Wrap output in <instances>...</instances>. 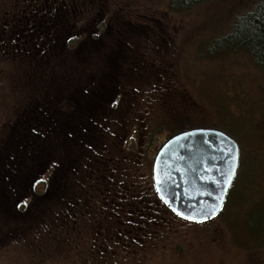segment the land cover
Listing matches in <instances>:
<instances>
[{"label":"rangeland","instance_id":"374dc122","mask_svg":"<svg viewBox=\"0 0 264 264\" xmlns=\"http://www.w3.org/2000/svg\"><path fill=\"white\" fill-rule=\"evenodd\" d=\"M30 1L0 0V53L11 54L6 59L0 54V264H76L77 253L74 254L71 245L60 249L58 253L63 255L44 259L47 253L43 251L32 261L25 244L34 245L33 235L37 232L52 241V235L42 228L43 223L58 220L71 225L65 179L60 177L51 183L54 174L57 178V161L62 160L55 147L68 141L63 133H57L70 130L73 125L70 117L88 114L82 118L87 120L81 122L85 123V131H106L137 139L121 148L116 138L105 141L102 138V144L114 157H131L133 153L135 157L145 143L135 137V123L144 129V122L151 120V132L154 125L160 127L161 123H169L174 131L181 125L155 103L158 93L152 92L161 80H169L177 83L176 87L190 91V107L199 111L191 116L186 113L185 118H191L199 128L216 127L234 140L228 132L234 128L230 122L213 114L214 98L219 89H226L216 98L219 105L230 106L232 102L225 99L226 95L243 97L248 101L247 106L256 105L258 117L264 113V101L261 96L250 99L257 98L260 77L255 69L248 67L246 52L238 49L210 56L207 52L214 48L215 35L199 36V27L205 25L208 17L227 11L228 6L230 9L232 0L204 3L194 12L184 14L164 10L160 0ZM48 16L56 18L55 24L46 20ZM48 27L52 44L58 46L57 55L55 51L38 52ZM33 32L41 34L39 39L34 35L31 42L29 35ZM60 33H64L62 50ZM111 65L118 67L116 73L113 71L107 80L102 79L111 72ZM36 76L39 79L28 81ZM217 80L222 83L215 85ZM109 82L112 88L105 91L99 85L97 91L92 85ZM161 87L160 84L158 88ZM49 89L61 99L52 106L47 105V100L54 98L45 92ZM260 128L261 133L255 122L231 131L237 132L235 141L242 154L241 170L221 213L208 225H201L199 230L196 224L158 217L157 224L152 221L148 226L149 222L140 217L144 213L131 210L126 214L119 211L103 220L90 216L84 221L87 228L83 234L84 246L79 243L83 248L80 261L84 264H264V231L249 228L254 211L264 200V127ZM169 135V130L164 128L157 139L145 140L151 146L148 168ZM70 154L76 155L74 151ZM138 164L136 161L135 165ZM124 168L121 183L138 189L128 199L115 201L116 209L130 206L138 194L147 195L152 183V169L148 179L144 169L138 167L135 174L134 166L127 164ZM43 180L45 184L40 182ZM48 182L50 185L46 186ZM55 192L59 197L53 200ZM158 198L153 189L152 201ZM39 200L42 209L33 213L31 231L18 239L11 232L25 227L22 216H29ZM102 205L101 201L94 202L93 210H99ZM28 207L30 212L26 213ZM103 221L108 229L106 236L101 229ZM140 225L148 226L140 231L143 242L132 241V246L140 247L142 252L129 254L126 252L129 246L117 245V234L131 226L129 234L134 237L137 234L133 231H139L134 227Z\"/></svg>","mask_w":264,"mask_h":264},{"label":"trees","instance_id":"16d2710c","mask_svg":"<svg viewBox=\"0 0 264 264\" xmlns=\"http://www.w3.org/2000/svg\"><path fill=\"white\" fill-rule=\"evenodd\" d=\"M160 1H161L160 4L164 8V10L166 9V11L168 12L170 11V13L184 14L186 12L188 13L192 11L194 12L196 9H198V7H200V5H203L204 3L222 2L224 0H160ZM29 3H33V0H31ZM29 3H27V5ZM232 6L230 7V9L228 6L227 11H222L219 14L209 16L204 23L205 25L199 27L200 28L198 32L199 36L203 38L212 34L215 35L214 37L215 39L213 42L214 48L208 50L209 52H207V54H209L210 56H212L213 53L221 54L228 51L234 52L238 49L246 52L249 55V57L245 56L247 59L248 67L255 69L260 77L259 89L256 90L257 92L255 94L257 95V98L250 99V101L257 100L258 97L260 96L262 97L261 100L264 101V0H232ZM235 7H238V9ZM232 9H234L233 12L229 13ZM63 36L64 33H60V37L62 39L61 50L63 49V45H64ZM50 40H52V36ZM55 48L57 50L56 51V55H57V53L59 52L58 46L56 45ZM12 50H13L12 54L15 53L14 48ZM52 51L54 50L52 49L50 52ZM0 54L2 57L3 53L1 52ZM10 55H11L10 53H7L2 57V59H6ZM111 67L112 70L109 73V75H107L105 78L102 79L107 80L108 77L113 73V70L116 68V66L111 65ZM171 77L173 79L176 78L174 74H172ZM37 79H39V77L37 76L33 79L29 77L28 81L29 82L31 80L35 81ZM221 83H222L221 80H217L214 84L219 85ZM160 84L162 86L161 89L158 88ZM92 85L95 87L98 86L99 84L97 83V85H94L92 83ZM159 85L153 87L152 89L153 90L152 92L158 93L157 101L155 103H157L160 107H162L166 111V114L170 115L169 117H172L173 122L175 121L180 122L181 123L180 127L174 131L170 129L169 123L167 124L161 123L160 127H157V125L153 124L155 128L151 132L149 128V124L152 123L151 120L149 122L148 121L144 122L145 124L144 129H142L138 124L135 123L134 130L136 131H134V135L135 132H138L137 138H139V142H145L142 148V153L140 154V158L136 160L137 163H139L138 165H135L136 162H133L134 158H130L129 156H127L126 158L114 157V153L112 151H107V149L102 144V138L103 141H105L106 139H110L111 137H114L120 141L121 143L120 147L125 148L128 147V144L131 145L132 143L136 142L137 139H134L132 136L131 137L125 135L115 136L110 132L102 131V132H97L96 134L92 135L90 138H86V137L76 138V139L73 138L72 150L75 152L76 155L72 156L71 154H69V156L72 157L71 160L73 164L66 168H59L56 166L57 178L55 177V180L56 179L60 180V177L61 179L62 178L65 179L64 180L65 189L69 199L68 207L70 210V212L67 211L68 212L67 214L69 215L68 217L70 219L71 225H65V223L62 224V222L58 221L56 218L55 220L57 221L51 224L43 223L42 228H44L46 232L52 235V241L48 240L47 238H43L42 236H39L38 232L37 233L34 232L35 233L33 235L34 245L29 242H25L26 247H29L30 257L32 261H35L37 257L40 255V253H43V251L47 253L44 259H49L50 256H56L60 254L58 252L62 251L60 249H62L66 245H71L74 254L77 253V255H74L76 264H84L80 261V256L83 250L82 245L84 242L83 234L84 231L87 229L85 228L86 224H84L85 223L84 221H86L87 218L90 216L96 217L97 219L101 218L103 220L104 217L108 218L109 215H116L119 211L124 212L126 214L128 211L131 210L133 212L144 213L143 215H140V217H144L145 221L149 222L148 226L150 223L151 224L153 223L152 221H154V223L157 224L159 221H157L156 218L158 217H160V220L163 218L164 219L167 218V221L178 219L190 224H196L197 225L196 228L199 230L202 229L200 227L201 225L205 223L208 225V222L210 221L203 223H193L183 220L182 218L178 217L174 212H172L163 203V201L160 200V198H158L155 201L154 200L152 201V194L154 189V187H152L153 186L152 183L151 185H149V191L147 193V195H150L149 200L147 198V195L141 193L134 196L133 202H131V204H128L130 206H128L127 208L124 207L121 209H116L117 206L114 203L115 201H118V199H128L127 196L133 195L134 192L137 191L138 189V186H134V187L123 186V184L120 181V178L122 177L121 174L126 171L124 167H127V164L135 167V174L136 171H138L137 169L138 167L144 169V172L147 175L146 177L150 179L149 172L151 171V164L148 168L147 163L150 159V156L147 150L151 146H148V142L146 143L145 140L149 141L151 139H157L158 134H160L164 130V128L168 129L170 132V135L167 138V140L170 137L179 134L183 131H186L188 129L199 128L197 126H194L193 122L191 121V118H185L184 116V114L186 113L190 116L192 112L199 113V111L196 110L195 107L193 109L190 107V97H189L190 91L176 87L175 85L178 84L177 83L173 84V82L169 80H161ZM30 86L27 85L28 88H30ZM223 90L226 89H219L214 98L213 114L215 115V117L217 116L221 120H226L230 122L231 126L234 127L231 131H235V128H237L238 131V127L243 129L246 123L249 126L254 124L255 122H258V128H259L258 132L261 133L260 126L264 127V113L258 117L255 116L256 105L251 104L247 106L248 103L246 104V102L248 101L246 98L243 97H241L242 99H239L238 97H229L228 95H226L225 99L228 100L229 102L230 101L232 102L230 103V106L223 107L219 105L216 98L219 97L220 92ZM174 100H177L178 102L175 103ZM86 123H89V121ZM203 127L217 129L216 127L214 128L210 126L208 127L203 126ZM83 128L84 127H82V129ZM231 131L228 132L232 135L234 140H236L235 135L237 132H231ZM61 152L63 153V149H61ZM241 163H242V154L240 155V150H239V167L236 177L230 187L231 189H229L230 191H228L227 193L226 196L227 199L229 198V196H231L232 191L234 189V185H236L237 183V179L239 177L241 170ZM40 182L45 184L46 180ZM46 186H49V182L47 183ZM57 194L58 192H55V196L53 200H55L56 197H59V195ZM96 201H101L103 205L100 207L99 210L97 209V211H94L92 205ZM39 203L40 200L35 203L38 206L35 209H33L34 211L31 212L29 216H26L25 214L22 216L24 218L22 220L24 221L25 227L18 231H12L11 234L18 237V239H22L23 236H27L26 234H29V232L31 231L30 221L33 218V213H35L39 209L40 210L42 209L43 204L39 205ZM28 209L29 207L25 210L26 213L30 212ZM252 218L253 221L249 228L251 229H253L254 227L257 229L261 228V230L264 231V200L262 201L259 208L256 211H254ZM102 225H103L101 228L102 233L106 236L108 229L106 228L104 221ZM131 226L122 229L121 234H117L118 236V240L116 241L117 245L122 247L129 246L130 249H126V252L129 254L142 252V249L140 247L139 249H135L132 246L133 244L132 241L143 242L140 236V231L142 229L146 230L148 226L147 228L142 227L143 225H140L139 227H134L135 229L139 230V231H135V230L133 231V233L137 234L134 237L132 236V234H129ZM167 230L166 232L169 233V229ZM60 235L62 237H60ZM26 239L29 240V238ZM80 242H82L81 246L79 245ZM179 247H180L179 251H181V245H179ZM84 249L86 251V248ZM163 249L164 247L161 248V250ZM152 251L155 252L154 249ZM85 256H87V251L85 253Z\"/></svg>","mask_w":264,"mask_h":264},{"label":"water","instance_id":"95a60500","mask_svg":"<svg viewBox=\"0 0 264 264\" xmlns=\"http://www.w3.org/2000/svg\"><path fill=\"white\" fill-rule=\"evenodd\" d=\"M233 164L235 175L225 184ZM238 167L235 140L217 129L193 128L161 145L153 160L152 181L157 196L178 217L203 223L221 212Z\"/></svg>","mask_w":264,"mask_h":264},{"label":"flooded vegetation","instance_id":"af4514ba","mask_svg":"<svg viewBox=\"0 0 264 264\" xmlns=\"http://www.w3.org/2000/svg\"><path fill=\"white\" fill-rule=\"evenodd\" d=\"M50 9V7H48ZM55 19L56 18H51V16H48L47 17V21H53L55 23ZM45 21V20H44ZM48 30V33L46 32V34L44 35V39L41 40L40 42V46H39V49H38V52L39 51H42L44 53L48 52V51H51L52 49L55 51L56 53V45L55 44H52L50 38H51V28L48 27L47 28ZM46 31V30H45ZM44 31V32H45ZM35 32L33 33H30L29 37H30V40L32 42V37L35 35V37L37 39H39V36L41 34V32H38V35L37 34H34ZM27 37V36H26ZM24 43H28V41H24ZM37 52V53H38ZM53 52V51H52ZM36 53V54H37ZM108 57V56H107ZM106 57V58H107ZM43 58V57H41ZM118 69V67L116 66V68L113 70L115 73H116V70ZM99 86L103 89V91L105 90H108V89H111L112 87L111 86V83H106V84H99ZM96 90H97V86H95ZM115 87L113 89V93L115 92ZM98 91V90H97ZM46 93H49L50 94V97L52 95H54V98H49L47 100V105L48 106H52L56 103H58L59 101H61V99L57 96V94H55V91L52 90V89H49V90H45ZM113 93H112V96H113ZM112 99V97H111ZM110 99V100H111ZM73 107V106H72ZM83 117H88V114L87 115H82V116H73V117H70V119L73 121V125L72 127L70 128L69 131L67 132H59L57 134H60V133H63V135H65L67 138H68V141H66L62 146H56L55 149H56V152H57V156H60L62 158V160H58L57 161V167L59 168H66L68 166H71L73 164L72 160H71V156H69L70 152L73 151L72 150V139L73 138H83V137H86V138H90L92 135L96 134L98 131H84L82 128L79 129L80 126L84 127L85 126V123H81L83 122L82 120H87V119H82ZM91 117V116H89ZM85 128V127H84ZM138 135V132H135V136ZM161 147V146H160ZM61 149H63V153L61 152ZM150 149V148H149ZM149 149L147 150L149 152ZM141 150V153H142V148H140ZM159 150V149H158ZM157 150V151H158ZM83 152V151H82ZM140 153V154H141ZM157 153V152H156ZM134 154H132V156L130 158H134V161L133 162H136V160L138 158H140V154H138L137 156L134 157ZM156 154H154V157H155ZM142 157V155H141ZM154 157L152 159V162H151V169H152V165H153V160H154ZM152 176V175H151ZM55 180V174H54V179L51 180V183ZM152 184H153V181H152ZM50 185V183H49ZM154 187V186H153ZM155 190V189H154Z\"/></svg>","mask_w":264,"mask_h":264},{"label":"snow or ice","instance_id":"6c2138e0","mask_svg":"<svg viewBox=\"0 0 264 264\" xmlns=\"http://www.w3.org/2000/svg\"><path fill=\"white\" fill-rule=\"evenodd\" d=\"M232 159H233V161H235L236 157L233 156ZM233 175H235V166H234V164H233V167H232V169L230 170V172L227 174L224 183H225V184H230Z\"/></svg>","mask_w":264,"mask_h":264},{"label":"bare ground","instance_id":"6f19581e","mask_svg":"<svg viewBox=\"0 0 264 264\" xmlns=\"http://www.w3.org/2000/svg\"><path fill=\"white\" fill-rule=\"evenodd\" d=\"M236 142V141H235ZM237 143V142H236Z\"/></svg>","mask_w":264,"mask_h":264}]
</instances>
